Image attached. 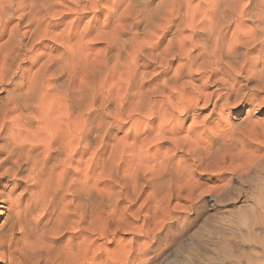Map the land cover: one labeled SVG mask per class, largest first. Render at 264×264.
I'll return each mask as SVG.
<instances>
[{"label":"bare ground","instance_id":"6f19581e","mask_svg":"<svg viewBox=\"0 0 264 264\" xmlns=\"http://www.w3.org/2000/svg\"><path fill=\"white\" fill-rule=\"evenodd\" d=\"M236 163L264 169V0H0V264H99L108 217Z\"/></svg>","mask_w":264,"mask_h":264},{"label":"rangeland","instance_id":"374dc122","mask_svg":"<svg viewBox=\"0 0 264 264\" xmlns=\"http://www.w3.org/2000/svg\"><path fill=\"white\" fill-rule=\"evenodd\" d=\"M72 18L74 15L69 20ZM103 18L104 15H101V20ZM87 19L89 17L84 18L81 25ZM239 164L229 165L230 170L222 177L216 173L205 175L202 188L196 191L200 195L199 199L172 200L168 202L169 208L162 212L159 209L163 210L167 203L165 206L159 205V209L156 205L153 209V203L150 210L154 213L158 210L154 214L156 216H152L153 212L145 209L138 217L131 219L127 216L125 224L122 223L126 222L125 215L119 214L118 218L114 216L115 220L108 217L109 224L106 222L108 227L104 237L106 240L102 239L99 243L103 246V256L108 249L106 254L111 252L113 259L116 255L117 263L110 256H102L101 259L104 260L98 259L100 262H96L180 264L183 258L193 255L198 264H264V235L260 232V226L251 224L252 212L255 218L259 214L257 199L264 194V169L252 172L244 178L232 179L231 172L236 171ZM222 178L230 179L232 188L222 190ZM256 192L260 193L259 196ZM255 193L257 197L253 195ZM116 219H119L118 222H114ZM120 219L123 221L120 222ZM112 221L113 224L117 223L116 226H113ZM110 224L113 226H110L111 229ZM105 246L106 250L103 249ZM107 257H110L109 260Z\"/></svg>","mask_w":264,"mask_h":264}]
</instances>
